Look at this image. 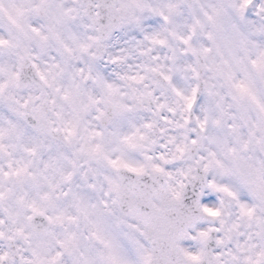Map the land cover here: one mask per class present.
<instances>
[{"label":"snow or ice","instance_id":"obj_1","mask_svg":"<svg viewBox=\"0 0 264 264\" xmlns=\"http://www.w3.org/2000/svg\"><path fill=\"white\" fill-rule=\"evenodd\" d=\"M0 264H264V0H0Z\"/></svg>","mask_w":264,"mask_h":264}]
</instances>
